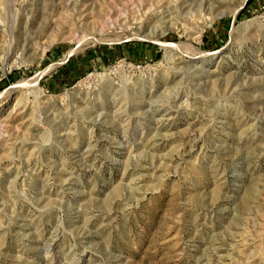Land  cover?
<instances>
[{
    "label": "rangeland",
    "instance_id": "374dc122",
    "mask_svg": "<svg viewBox=\"0 0 264 264\" xmlns=\"http://www.w3.org/2000/svg\"><path fill=\"white\" fill-rule=\"evenodd\" d=\"M149 1L0 0V264H264V0Z\"/></svg>",
    "mask_w": 264,
    "mask_h": 264
},
{
    "label": "bare ground",
    "instance_id": "6f19581e",
    "mask_svg": "<svg viewBox=\"0 0 264 264\" xmlns=\"http://www.w3.org/2000/svg\"><path fill=\"white\" fill-rule=\"evenodd\" d=\"M137 3H136V6H137V10L136 12H141L142 9H144L143 13L145 11H149V8L151 5L155 6L154 4H157V3H153V2H150L149 0H136ZM245 0H237L235 4V6L227 11H224V12H220V13H227V14H231V15H234L236 13V11L242 6V4L244 3ZM134 2V1H133ZM135 3V2H134ZM160 6V5H159ZM162 6V5H161ZM160 6V7H161ZM76 8V6H75ZM214 13V12H213ZM137 15V14H136ZM141 15V13L139 14V16ZM138 16V15H137ZM150 17V16H149ZM76 19V18H75ZM75 25V24H74ZM76 26V25H75ZM90 36V35H89ZM118 37V36H117ZM12 38V36H11ZM115 39V37H113ZM119 38V37H118ZM87 40H78V44H77V47L80 48V47H83L85 45H88V44H92V43H95V42H99V41H102L101 37L94 35L92 34V36H90L89 38H86ZM109 40V38H107ZM105 40V39H104ZM116 40V39H115ZM156 40V39H155ZM12 42V41H11ZM162 46V49H163V53H164V56H166V58L168 59H171L172 57V53L175 51V50H178L180 52H182L184 55H187L190 60V62H194V65L195 63L199 62L200 64H202L200 61H206L207 58H212V56L214 55L213 52L209 53V54H206L204 51H199V50H188V49H191L190 47L188 48L187 46V49L186 47L182 44V43H178V42H174V43H165V42H159ZM218 52V50L215 51V53ZM196 63V64H197ZM201 66V65H200ZM203 66V65H202ZM170 67H173L174 68V65H170ZM19 86H29L31 88V86H33V82L30 81L29 79H23V80H20L16 83H14L10 90H15L17 87ZM8 90V92L10 91ZM176 96V95H175ZM36 98V97H35ZM183 98H187V97H183ZM185 100V99H184ZM186 101V100H185ZM190 103V102H189ZM188 103V104H189ZM190 106V105H188Z\"/></svg>",
    "mask_w": 264,
    "mask_h": 264
}]
</instances>
